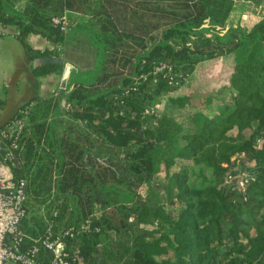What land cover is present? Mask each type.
I'll list each match as a JSON object with an SVG mask.
<instances>
[{
	"label": "trees",
	"instance_id": "1",
	"mask_svg": "<svg viewBox=\"0 0 264 264\" xmlns=\"http://www.w3.org/2000/svg\"><path fill=\"white\" fill-rule=\"evenodd\" d=\"M234 2L0 0V25L15 26L28 59L50 49L25 36L61 41L50 19L63 12L93 47L64 105L36 96L13 114L26 110L10 165L26 180L24 244L72 227L73 264H264V9L226 25ZM157 62L169 73L152 74ZM188 77L201 88L180 91Z\"/></svg>",
	"mask_w": 264,
	"mask_h": 264
},
{
	"label": "crops",
	"instance_id": "2",
	"mask_svg": "<svg viewBox=\"0 0 264 264\" xmlns=\"http://www.w3.org/2000/svg\"><path fill=\"white\" fill-rule=\"evenodd\" d=\"M241 4V3H240ZM236 4L234 2L231 8L227 24L241 19L242 23L251 22L248 17H232V11L237 10L242 14H247L248 7L251 5ZM264 6L259 8L254 19L258 17ZM239 14V13H238ZM79 17V16H78ZM76 14L66 12V18L69 26L63 35L61 41H51L39 34H27L25 39L27 43L34 48H47L50 52L44 56L28 59L24 53L23 47L16 36V28L12 24L2 26L4 34L0 37V125L10 119L15 113L17 107L33 97L40 96H58L59 103L64 105L63 97L60 92H65L68 87V78L71 74H76L77 70L82 72L86 67L79 64L80 57L90 60L93 53V47L83 37V31L76 22L79 21ZM82 21V18H81ZM253 21V20H252ZM76 56V58H75ZM78 56V59H77ZM62 61L60 73H48L35 76L32 68L47 61ZM81 63V62H80ZM84 64V63H81ZM68 65L67 73L64 76L65 66ZM63 100V102H62Z\"/></svg>",
	"mask_w": 264,
	"mask_h": 264
},
{
	"label": "built area",
	"instance_id": "3",
	"mask_svg": "<svg viewBox=\"0 0 264 264\" xmlns=\"http://www.w3.org/2000/svg\"><path fill=\"white\" fill-rule=\"evenodd\" d=\"M50 21L61 32L68 29L66 12L52 16ZM2 26L0 37L4 34ZM169 71L170 66L164 62H157L151 68L152 74ZM20 113L0 125V264H39L40 250L50 253L47 264H73L74 259L69 258L65 250V237L72 235V227L55 233L48 229L44 236L30 244L23 242L19 222L25 214L26 180L14 178L10 168L17 157L26 110Z\"/></svg>",
	"mask_w": 264,
	"mask_h": 264
},
{
	"label": "rangeland",
	"instance_id": "4",
	"mask_svg": "<svg viewBox=\"0 0 264 264\" xmlns=\"http://www.w3.org/2000/svg\"><path fill=\"white\" fill-rule=\"evenodd\" d=\"M240 2L244 3V1H240V0H236L235 3L236 4H239ZM20 4H21V1H15V2L12 3V7L15 8V9H17V8H19ZM247 5H251L250 7H248V10L246 11V12H248L247 14H242L241 11L238 12L237 10H234L233 9V11H232V17L233 18H236L237 16L238 17H242V15H243V16L248 17V20H250V21L254 20V17L258 13L259 8L262 7V6H264V0H261L258 4H247ZM245 8L246 7H244V9ZM222 62H225V58H223L221 60V65H222ZM143 77H144V75H143ZM193 77H194V75H193ZM191 79H193V78H191V77L190 78L189 77L186 78L185 81H184V84L180 85L179 90L182 91V90L185 89V87H188L186 84L189 81H191ZM191 84L194 87L201 88V85L197 84L194 79L191 81ZM224 98H225V94L224 93H222L221 95L219 94L217 96V100L218 101H222ZM183 110L186 111V112H190L191 111V108H189V107H183ZM165 112L168 113V114H170V115H172L175 118V120L182 122V117H181V115H180V113H179V111H178V109L176 107L166 108L165 109ZM140 192L141 193H144L145 192L144 188H141L140 189ZM42 210L43 209L41 208L39 210V212H42Z\"/></svg>",
	"mask_w": 264,
	"mask_h": 264
},
{
	"label": "water",
	"instance_id": "5",
	"mask_svg": "<svg viewBox=\"0 0 264 264\" xmlns=\"http://www.w3.org/2000/svg\"><path fill=\"white\" fill-rule=\"evenodd\" d=\"M67 70H68V65L65 66L64 76H65V74L67 73ZM62 102H63V100H62Z\"/></svg>",
	"mask_w": 264,
	"mask_h": 264
}]
</instances>
